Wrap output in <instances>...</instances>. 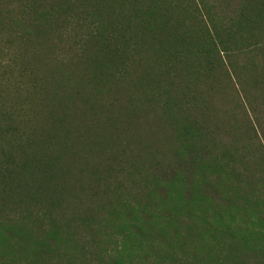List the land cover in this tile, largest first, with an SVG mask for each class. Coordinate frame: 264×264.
<instances>
[{"label":"trees","instance_id":"1","mask_svg":"<svg viewBox=\"0 0 264 264\" xmlns=\"http://www.w3.org/2000/svg\"><path fill=\"white\" fill-rule=\"evenodd\" d=\"M1 52L0 264H264V0H0Z\"/></svg>","mask_w":264,"mask_h":264},{"label":"rangeland","instance_id":"2","mask_svg":"<svg viewBox=\"0 0 264 264\" xmlns=\"http://www.w3.org/2000/svg\"><path fill=\"white\" fill-rule=\"evenodd\" d=\"M0 55L1 56H5V54L4 53H0ZM239 60H241L240 58H238ZM231 83V84H230ZM228 85H229V88L232 86V82H229L228 83ZM237 87V86H236ZM220 92L222 93V94H225V96H224V98H221V100H220V107H222L224 110L227 108V107H231L232 106V101H231V99H230V97L227 95V93H228V89H227V84H223L222 85V87L220 88ZM229 91L231 92V94H233V96H234V101H236V89L234 90L233 88L232 89H229ZM219 100V99H218ZM217 99L215 100V104H216V107L217 106H219V101H218ZM209 104H211V103H209ZM212 105V104H211ZM257 107L258 105H257V102H256V100L254 101V102H252V107ZM245 108L247 109V112H248V114H249V116L252 118V119H255V117H254V113H253V111L251 110V106H249V104H245ZM215 122H217L216 121V119L213 117V120H211V124H213V123H215Z\"/></svg>","mask_w":264,"mask_h":264}]
</instances>
